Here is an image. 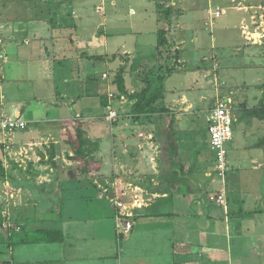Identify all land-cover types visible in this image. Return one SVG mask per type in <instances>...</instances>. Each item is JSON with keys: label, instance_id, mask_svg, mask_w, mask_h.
Returning a JSON list of instances; mask_svg holds the SVG:
<instances>
[{"label": "crops", "instance_id": "obj_1", "mask_svg": "<svg viewBox=\"0 0 264 264\" xmlns=\"http://www.w3.org/2000/svg\"><path fill=\"white\" fill-rule=\"evenodd\" d=\"M183 1L166 0L168 19L156 0H0V118L27 123L24 130L0 132L6 189L17 196L9 220L15 229L1 233L13 232L19 244L6 261L264 264V77L232 91L226 84L231 70L252 65L222 63L218 70L211 60L189 61L185 49L163 81L167 111L139 119L131 114L134 101L114 84L124 68L127 93H138L164 66L157 53L160 29L168 32L169 46L178 41L182 51L185 15L176 4ZM214 2L208 0V12ZM237 12L240 30L247 12ZM223 100L233 107L234 134L230 168L221 178L209 115ZM255 109L260 114L253 115ZM110 112L117 117L109 119ZM78 124L100 144L87 171L68 143ZM104 125L107 133L97 134ZM218 195L223 206L213 200ZM121 213L133 229L119 238ZM52 229L62 232V242L28 236Z\"/></svg>", "mask_w": 264, "mask_h": 264}, {"label": "rangeland", "instance_id": "obj_2", "mask_svg": "<svg viewBox=\"0 0 264 264\" xmlns=\"http://www.w3.org/2000/svg\"><path fill=\"white\" fill-rule=\"evenodd\" d=\"M218 1H220V3H218ZM231 1L232 0H215L213 4V6L215 7L212 8L210 12H208V0H187L177 3V11H179L180 13L184 12L185 15L184 20L186 24L184 28L187 35V43L179 45V47L182 48V51L177 49L178 41H174L172 45L169 46V48H165L161 53V58L159 57L161 61H163V67L165 68V64H167L166 62L169 61L170 64L167 66L171 65V69L174 68L175 64H179L178 61L181 59L180 53H183L185 49H188V51L185 52V56L190 58L189 61L194 62V64H200L202 60H204L202 61V63L210 62L207 60H211V63L215 64V68H217L218 70L222 68V63L224 66L231 67H234L235 64L240 63L248 66L252 65L254 67L253 70H249L248 68L245 70H231L234 73L231 74L232 78L226 79V84L232 89V91L237 90L245 81L246 83H255L259 78H263L264 3L262 2L259 4H255V2H251L250 0L232 1L235 9L247 12V15L242 20V25L240 27L241 29L239 30L238 26L236 25L241 14L238 13L235 9H230L231 7H233V4L230 5ZM159 3L160 5L164 6V9H171L166 0H159L157 4ZM216 5H219L225 11V14L220 18H214L212 16L215 8L217 7ZM188 18L192 19L194 23H189L188 21L190 20H188ZM209 25L212 27H209ZM243 41H245L246 46L244 45L242 48L240 47L241 51H238L239 49L237 50V45H239V43H242ZM212 44L216 47V49L212 47ZM246 53L248 57H246ZM244 55L246 57L245 59ZM105 71H109L111 76L115 73L114 68H105ZM254 88L255 86H252L250 89L254 90ZM237 92L239 93L240 91ZM263 101L264 99H262L261 102L263 103ZM212 102L213 100H210L209 104H212ZM102 130L104 131H100L97 134L103 132L104 135L105 132L107 133V126L104 125L102 127ZM93 136H96V134H93ZM150 136L153 140L154 136L152 134ZM229 146L230 145H227L228 148ZM13 165V163L8 164V168H12ZM28 169L29 165L26 164L24 170ZM12 170L15 171L16 169L13 167ZM215 175L217 176L216 173ZM12 180L14 181V179ZM12 180L10 181L12 182ZM5 181L6 180L0 178V232H5L8 231V229L12 230L14 228L9 220L13 219V217H11V214H13V211L16 208L17 204V196L15 195V193L11 192L10 188L7 187L6 189V186H8V184ZM44 203V201L40 203V208L44 206ZM6 206H8L10 209L13 208L12 211L10 212L9 209L8 211H6ZM29 212H31V210ZM34 214L35 216H37V212L34 211ZM2 220L4 222H2ZM4 225L6 226V228ZM39 225L41 224L39 223ZM36 227L37 226L35 225V228ZM33 235L34 234H29L28 236L31 238L42 237V235ZM30 249H32V247H29V249L27 248L25 250ZM7 256L9 257V255ZM9 261L11 262V260Z\"/></svg>", "mask_w": 264, "mask_h": 264}, {"label": "trees", "instance_id": "obj_3", "mask_svg": "<svg viewBox=\"0 0 264 264\" xmlns=\"http://www.w3.org/2000/svg\"><path fill=\"white\" fill-rule=\"evenodd\" d=\"M157 6L159 12L162 13L164 17H167L168 19L171 17L172 11L170 8L164 9V6L160 5V3L157 4ZM167 34L168 32L165 29H160L157 34L158 35L157 52L160 58L162 51L167 47L169 48V41L167 38ZM175 71L176 68L174 67L171 69V65L170 66L165 65V68L160 67L154 77L151 78L150 76H147L145 78L146 86L142 91L131 95H129L126 91L125 80L123 76L124 68H121L120 71L116 74L114 79V84L117 86V89L121 95H126L129 100L134 101V104L132 105L131 108V114L134 115L136 119H139L143 116L160 115L167 111L165 110L163 105V100H164L163 81L168 76L173 74ZM261 110L262 113L260 117L264 118V104ZM256 112H257L256 109L251 111L253 115H256ZM257 113L260 114L259 112ZM68 143L75 154L74 157L76 159H80L85 163L86 171L90 170L91 166L95 164L94 158L96 152H98L100 148L99 142L98 141L94 142L90 140L89 137L87 136V132L82 128V124H78L75 130V135L69 136ZM6 177H7V171L4 164V158H2V156L0 155V178L5 180ZM217 197H214L213 200L216 201ZM219 205L221 206V204ZM127 217L128 216L122 217L124 222L127 221L130 222L129 220H127ZM132 229H133V223H132ZM132 229L130 230V232L132 231ZM118 232L119 230L117 228V233ZM41 234L43 236V240L47 243H59L63 241V234L60 230L52 229V230L41 231ZM128 234L124 235L118 233L117 235L119 236V238H122L123 236H127ZM18 244L19 243L17 241V237L13 232H11L8 235H4L0 232V264H11L10 261H6L5 258H3V255L7 253L9 254Z\"/></svg>", "mask_w": 264, "mask_h": 264}, {"label": "built area", "instance_id": "obj_4", "mask_svg": "<svg viewBox=\"0 0 264 264\" xmlns=\"http://www.w3.org/2000/svg\"><path fill=\"white\" fill-rule=\"evenodd\" d=\"M225 14V11L220 7H217L213 16L220 18ZM106 78L107 75L105 74ZM117 117L115 112H110L109 119ZM209 133H210V148L215 155V170L216 174L224 178L229 170L228 160V147L227 145L233 140V108L231 101L223 100L216 104L209 115ZM27 128V123L22 120L12 119L11 117L0 118V132L13 133L17 130H24ZM217 203L224 205L225 200L222 195H219L216 200ZM116 205L120 209H124L125 206L121 202H116ZM129 216L128 214H120L117 217V228L119 234H128L132 229V223L124 222L122 217Z\"/></svg>", "mask_w": 264, "mask_h": 264}]
</instances>
